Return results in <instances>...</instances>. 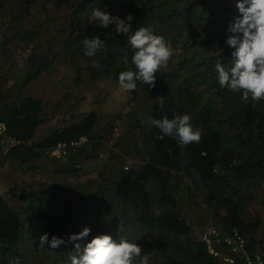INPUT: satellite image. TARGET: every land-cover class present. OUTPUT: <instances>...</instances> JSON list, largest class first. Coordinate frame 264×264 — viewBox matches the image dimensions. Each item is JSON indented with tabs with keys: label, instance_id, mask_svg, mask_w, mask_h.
<instances>
[{
	"label": "trees",
	"instance_id": "trees-1",
	"mask_svg": "<svg viewBox=\"0 0 264 264\" xmlns=\"http://www.w3.org/2000/svg\"><path fill=\"white\" fill-rule=\"evenodd\" d=\"M96 7L122 19L132 14L133 31L151 26L174 49L167 67L156 74L155 87L145 85L155 102L138 147L143 164L117 172L111 181L112 200L102 194L108 183L104 179L101 197L93 193L83 199L95 203L85 218L75 210L56 214L50 202L38 197L23 220L0 197V258L5 264L17 258L19 264H28L20 250L24 226L37 253L46 248L39 242L45 233L50 243L52 236L67 239L87 226L92 229L89 240L108 234L136 242L148 254L150 264H219L207 243L193 236L187 220L168 208L178 202L173 187L176 176H188L201 185L204 202L219 220L223 235L237 231L246 240V254H232L235 262L247 264L246 257L255 259L259 249L264 261V242L256 238L261 221L246 216L249 203L264 190V99L245 101L221 87L213 67L217 59L230 64L232 49L224 40L229 21L238 13L227 0H0V58L9 54L15 42L30 48L26 76L9 89L0 82V124L6 127V136L18 142L9 158L36 170V162L57 145L94 140L100 122L96 112L35 141L44 122V107L40 99L25 93L54 64L55 58L44 55L39 46L59 12L67 15L60 32L77 83L110 78L118 82L120 72L134 67L126 36L118 34L115 25L104 29L89 20ZM95 36L105 46L89 57L83 41ZM132 93L137 95L136 90ZM184 114L202 130L199 142L181 146L151 124V119ZM85 148L79 147L78 153ZM60 188L53 185L52 191L58 193ZM69 246L74 251L71 244L59 248ZM68 258L62 254L59 263L69 264Z\"/></svg>",
	"mask_w": 264,
	"mask_h": 264
},
{
	"label": "rangeland",
	"instance_id": "rangeland-1",
	"mask_svg": "<svg viewBox=\"0 0 264 264\" xmlns=\"http://www.w3.org/2000/svg\"><path fill=\"white\" fill-rule=\"evenodd\" d=\"M227 1L235 4V0ZM66 17L61 12L56 15V23H53L50 33L39 46L44 55L55 58L53 66L31 83L25 93L40 99L44 107V122L35 141L90 112L98 113L100 122L93 141L84 138L77 148L67 150V155L60 157L47 152L36 162V170L9 158V151L14 147L0 140V197L23 220L38 197L50 202L56 214L75 210L81 212L84 218L90 216L95 203L84 202L85 197L93 193L96 197L104 194V198L112 200L114 185L111 181L117 172L143 164L138 147L144 130L150 124L149 112L155 98L145 85L138 84L137 95L134 96L132 91L121 89L112 78L94 83L86 80L77 83L78 76L63 49L64 34L60 32L66 24ZM16 43L7 56L0 58V82H4L7 89L25 77L29 70L26 59L30 48L23 49ZM85 145L86 148L79 154V147ZM187 177L176 176L173 187L178 202L175 207H168L169 210L187 220L193 236L207 243L210 252L219 257V264H237L233 256L237 254L225 244L227 235H223L219 220L204 202L201 185L196 183L195 177ZM104 179L108 183L104 184L102 191ZM53 185L61 187L58 193L52 191ZM85 207L88 213L82 212ZM246 216L249 220L260 219L261 227L256 238L264 242V190L259 191L249 203ZM24 227L20 250L28 264H60L58 258L62 254L69 256L73 252L71 246L65 250H52L46 246L37 253L33 249L28 228ZM257 257L261 259L260 249ZM0 264H5L1 258Z\"/></svg>",
	"mask_w": 264,
	"mask_h": 264
},
{
	"label": "clouds",
	"instance_id": "clouds-1",
	"mask_svg": "<svg viewBox=\"0 0 264 264\" xmlns=\"http://www.w3.org/2000/svg\"><path fill=\"white\" fill-rule=\"evenodd\" d=\"M237 15L229 21L224 43L232 49L230 64L217 59L213 65L218 84L231 93L239 94L242 100L253 102L264 99V0H235ZM134 17L126 19L112 15L108 10L93 8L89 20L107 29L115 25L116 32L126 36V43L133 51L128 68L118 74L119 87L135 91L139 86L155 87L156 74L167 67L174 55L171 42L157 34L151 26H141L133 31ZM85 55L92 57L104 48L105 41L99 36L86 37L83 41ZM151 124L163 135L177 139L181 146L199 142L202 130L195 128L188 114L172 119H151ZM92 229L84 227L67 239L49 235L40 236V246L57 249L61 245H73L69 264H150L149 256L142 248L128 239H114L111 235L100 234L89 240ZM83 242V243H82ZM10 264H19V259Z\"/></svg>",
	"mask_w": 264,
	"mask_h": 264
},
{
	"label": "built area",
	"instance_id": "built-area-1",
	"mask_svg": "<svg viewBox=\"0 0 264 264\" xmlns=\"http://www.w3.org/2000/svg\"><path fill=\"white\" fill-rule=\"evenodd\" d=\"M6 127L3 123L0 124V140L4 144H8L11 147L17 146L18 142L8 138L5 134ZM83 140V139H82ZM81 140V141H82ZM80 141V142H81ZM78 144L66 145L59 144L53 150H51V154L56 157H60L67 154L68 148L76 147ZM225 244L231 249L234 254H246V240L238 234L236 231L233 235H228L225 239ZM247 264H264L263 260L260 258L251 259L250 257H246Z\"/></svg>",
	"mask_w": 264,
	"mask_h": 264
},
{
	"label": "crops",
	"instance_id": "crops-1",
	"mask_svg": "<svg viewBox=\"0 0 264 264\" xmlns=\"http://www.w3.org/2000/svg\"><path fill=\"white\" fill-rule=\"evenodd\" d=\"M75 148H77V147H71V148H68V150H70V149H75ZM67 155V154H66Z\"/></svg>",
	"mask_w": 264,
	"mask_h": 264
}]
</instances>
